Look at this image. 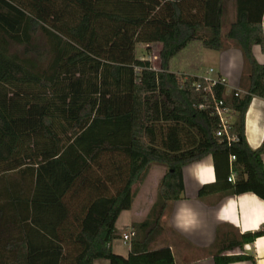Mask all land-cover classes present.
Segmentation results:
<instances>
[{"label":"trees","instance_id":"obj_1","mask_svg":"<svg viewBox=\"0 0 264 264\" xmlns=\"http://www.w3.org/2000/svg\"><path fill=\"white\" fill-rule=\"evenodd\" d=\"M236 4L227 38L251 76L246 95L215 87L233 112L229 144L217 137L211 99L193 86L199 78L189 75L199 61L180 78L171 72L193 47L223 49L224 0H0V264H176L170 247L150 248L152 236L168 203L183 197L184 167L209 155L217 174L226 161L227 178L204 185L200 198L231 190L264 201V148L253 150L245 135L253 99H264V64L253 53L264 51V0ZM38 28L44 49L33 43ZM137 44L162 45L161 71L136 57ZM152 164L168 167L162 211L132 224L124 258L112 250L122 238L116 223ZM262 237L264 228L230 241L214 264L255 262L228 253Z\"/></svg>","mask_w":264,"mask_h":264},{"label":"crops","instance_id":"obj_2","mask_svg":"<svg viewBox=\"0 0 264 264\" xmlns=\"http://www.w3.org/2000/svg\"><path fill=\"white\" fill-rule=\"evenodd\" d=\"M228 4L230 17L226 21ZM236 19V0H224L221 33L223 49L208 50L219 55L214 56L217 69L213 70L215 76L225 82L226 97H230L235 92L246 95L250 89V67L238 43L227 38ZM253 53L257 61L264 64V51L261 46H255ZM171 72L177 74L182 71L173 68ZM245 135L253 150L264 148L263 98L255 97L249 107L245 119ZM230 164L231 166L233 164L231 159ZM219 167L220 171L217 174L212 155L184 167L183 197L179 201L169 202L165 209L166 232L170 236L163 246L157 248L170 247L176 264H214L216 254L224 245L230 241L240 240L245 233L264 228V201L252 193L236 195L233 191L227 190L199 197V191L204 185L214 183L218 178L222 183L226 181V161H220ZM167 172V166L152 164L140 175L133 187L132 207L124 211L116 223V229L122 233V237L131 229L133 223L142 222L158 211V206L162 205L159 184ZM232 175L235 179L236 175L234 173ZM154 240L152 238V243ZM112 250L115 254L128 258L131 245L125 244L121 238L112 243ZM240 254L253 257L255 262L232 264H264V237L245 245L242 250L235 249L228 253V255ZM94 264H110V262L98 259Z\"/></svg>","mask_w":264,"mask_h":264},{"label":"rangeland","instance_id":"obj_3","mask_svg":"<svg viewBox=\"0 0 264 264\" xmlns=\"http://www.w3.org/2000/svg\"><path fill=\"white\" fill-rule=\"evenodd\" d=\"M227 12H226V16L225 19L227 21V19L230 17V13H229V4L227 5L226 8ZM36 40H34V44H38L40 46V48L44 49L46 47V39L43 37L40 28L37 29L36 32ZM150 50V51H149ZM196 47H193L189 52L185 51L184 54L180 57V60L182 62V65L180 66V70L183 71L185 70V66H192L191 64H196V61H199L200 65L198 67V69L196 68H190L191 70H189L192 75L195 76H202L204 75L208 70L217 69V65L215 64L216 59L214 56H219L217 53L214 54V52H209L206 49L201 48V50L195 52ZM161 51H162V45L161 44H153L151 46H146L145 44H137L136 45V57L139 59H144V60H150L152 65L154 66V68L156 67L157 70L161 71L162 68V60H161ZM10 52L12 54H18L21 57L25 56V47L21 46V45H17V44H11L10 46ZM207 54H211L210 56H208ZM157 55L158 59L154 60V56ZM31 57H34V55H32ZM187 69V68H186ZM181 73H177V76L180 78ZM182 82L185 80H181ZM17 179V178H16ZM73 204V201L71 202ZM71 204V205H72ZM75 205V204H74ZM162 211V205L158 206V211L153 214V215H158L160 214ZM164 215H165V210L163 213V216L161 218V222H160V226L158 227V229L156 230V232L154 233V235L152 236L154 240V242L150 245V248H157V247H161L163 246L170 235L167 234L166 232V224L164 221ZM162 234H160V232ZM7 238V237H6ZM172 239V237L170 238ZM75 246H73L72 244L70 245V247H67V251H72L73 250V255L75 254ZM77 253V252H76Z\"/></svg>","mask_w":264,"mask_h":264},{"label":"built area","instance_id":"obj_4","mask_svg":"<svg viewBox=\"0 0 264 264\" xmlns=\"http://www.w3.org/2000/svg\"><path fill=\"white\" fill-rule=\"evenodd\" d=\"M157 59H158V56L155 55L154 60H157ZM148 61L151 63L150 60ZM152 70L159 71L157 70L156 67L154 68L153 65H152ZM198 78L199 80L195 82L193 86L197 92H202L211 99V102L214 107V115L218 118L220 122L221 128H220V131L217 133V137H225L227 139V142L231 144L235 140L230 135V126L233 123V112L229 109L224 108V102L222 100L217 99L216 92H215V87L218 84H225V82L221 78L215 76V72L213 69L208 70L204 75L199 76ZM199 108L203 109L204 106L201 105ZM235 161H236V158L231 157V162H235ZM231 170H233L232 167H231ZM229 181L230 182L235 181L233 175L229 178ZM134 236H135V232L133 230H129L127 233L123 235L122 240L124 241L125 244L131 245V242Z\"/></svg>","mask_w":264,"mask_h":264}]
</instances>
